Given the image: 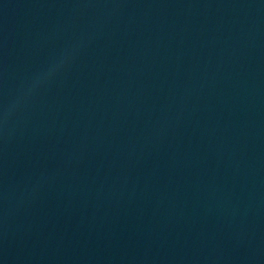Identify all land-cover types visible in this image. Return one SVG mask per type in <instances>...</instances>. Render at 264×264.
<instances>
[{"label": "water", "instance_id": "obj_1", "mask_svg": "<svg viewBox=\"0 0 264 264\" xmlns=\"http://www.w3.org/2000/svg\"><path fill=\"white\" fill-rule=\"evenodd\" d=\"M0 81L165 264H264V0H0Z\"/></svg>", "mask_w": 264, "mask_h": 264}]
</instances>
